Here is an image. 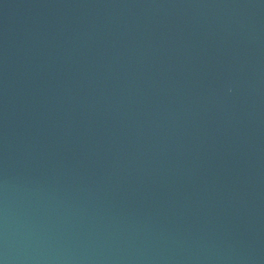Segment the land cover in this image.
I'll list each match as a JSON object with an SVG mask.
<instances>
[{"label": "water", "instance_id": "1", "mask_svg": "<svg viewBox=\"0 0 264 264\" xmlns=\"http://www.w3.org/2000/svg\"><path fill=\"white\" fill-rule=\"evenodd\" d=\"M0 264H264V0H0Z\"/></svg>", "mask_w": 264, "mask_h": 264}]
</instances>
